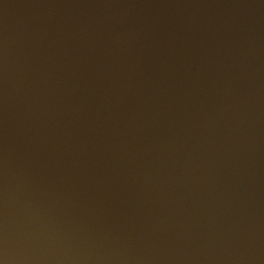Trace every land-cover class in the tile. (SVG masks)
Segmentation results:
<instances>
[{
	"label": "water",
	"instance_id": "1",
	"mask_svg": "<svg viewBox=\"0 0 264 264\" xmlns=\"http://www.w3.org/2000/svg\"><path fill=\"white\" fill-rule=\"evenodd\" d=\"M0 264H264V0H0Z\"/></svg>",
	"mask_w": 264,
	"mask_h": 264
}]
</instances>
